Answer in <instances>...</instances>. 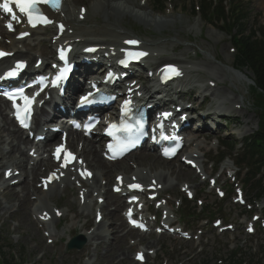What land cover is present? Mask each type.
<instances>
[{
    "label": "rangeland",
    "instance_id": "374dc122",
    "mask_svg": "<svg viewBox=\"0 0 264 264\" xmlns=\"http://www.w3.org/2000/svg\"><path fill=\"white\" fill-rule=\"evenodd\" d=\"M82 1H86V3ZM196 1L167 0L166 5H172L174 7V12L171 14L172 10L169 9L163 13H157L155 8L153 9L154 0L148 1L145 7L140 6L141 0H136L135 4H132L133 6L131 7L136 12L150 14L163 19L167 18L171 23L168 27L158 29L154 26L149 27L129 15L122 20V26L127 31V35L124 37H140L145 40L146 44L153 51L161 52L163 57H169V60L165 58L157 60L158 66L167 62L182 60L186 62L185 65L192 66L191 73L183 83L186 85V89L195 87L196 83L206 86L209 83L208 80H211L212 75L221 77L222 70L228 72V75L224 78L225 84L220 85L219 88L221 91H218L217 94L221 93V96L226 94L229 96L232 93L241 98L244 111H230L228 115L237 113L243 124L237 125L224 118L225 121L222 120V125L228 124L229 126L226 131L227 135H221V131H219L217 136H213L210 140L205 141L203 137L206 136L200 134L198 140L195 142V145L202 144L204 152V158L202 160L205 161V169L208 177L218 179V185L223 188L226 184L230 185L233 183L224 176L218 178L219 174L217 175V173L219 171L214 174V162L217 158L216 153L220 150L217 139L224 137L225 139L227 138L240 144L242 143L241 139L251 136L255 132L259 121L256 112L258 99L253 94V85H247L239 81L237 73L232 68L235 63V54H232V48L235 47L233 40L230 39L226 32L212 27L205 23L200 16L196 17L192 14L191 5L195 4L196 6ZM95 2L96 0H79L76 8L73 7L72 10L73 12H78L81 6H87ZM243 6L248 8L250 12V19L246 24L250 30L260 28L261 25H264V6L262 7L257 0H249V2L245 0ZM76 17L75 13L74 18L76 19ZM112 23V20H106L103 17V12L96 14L89 12V16L84 25L89 29L105 31L114 28ZM51 34L48 32V36L44 35L40 38L33 37L24 46L25 48L29 47L31 52L35 51L36 54L39 52L46 53L48 51L49 36ZM47 53L50 54V52ZM247 72L245 70L243 73L247 74ZM249 74L252 77L250 72ZM221 96H213L214 98L212 97L206 103L207 107L211 106L213 111L217 112L214 106L216 102L224 101ZM201 103L202 100L198 99L196 106H199ZM247 122L250 123L247 124ZM4 127L5 123L0 119V128ZM13 130L14 128L11 127L10 131L12 132ZM3 136L5 137L4 143L2 144L3 150L18 144V138L15 134L12 137L6 131L3 133ZM11 141L13 142L12 144H10ZM237 149L240 153L243 152V150H240V147ZM148 153V151H143L134 155L131 159L122 162V168L125 170L123 173L130 177L136 171V167L139 164V169H142L144 173L151 171V173L162 174L166 179L163 183L167 189H163L161 197L173 200L170 204V212L173 214L174 221L179 220L183 213L194 214V208L198 205L197 200L203 201L202 213H199L201 207L196 208L197 216L195 217L197 219L199 218L200 222L196 218L189 220L190 215L185 218L186 222L189 223V228L196 235L191 241L168 235L159 237L157 235L148 236L147 234L140 235L137 232H129L126 230L123 216H121L123 230L117 235L115 241L110 240L111 244L114 245L108 250L109 252L103 249L104 247L96 249V242L94 240L90 241L89 247L85 250H69L66 242L68 239H72L82 233L90 236L93 230L97 228L94 211L91 213L85 212L77 218V213L83 210L79 208V193L76 189H73L74 186L72 184L65 193L61 194L59 192L58 197L51 202L54 208L57 207L66 212V217L58 223V230H55V227L52 228L55 231L53 232L55 236L51 237L54 240V244L51 245L48 244L49 239L45 237L47 229H40L33 223L34 215L29 218L28 222L21 220V217L17 214L19 208L16 201L13 200L12 203H9L3 195H0V250L8 247L15 249L16 256L21 255V264H137L134 260V255L140 247L153 253L152 257L148 256L147 264H202L204 260H207L208 264H216L219 256L227 257L229 252L234 249L243 251L244 254L242 257L250 260L251 263L264 264V232L259 231L254 237H250L245 233V227L242 225L244 220L242 218L245 216L244 212L247 208L244 209L235 206L233 203L235 195H229L226 200L220 201L214 194V191L209 187L208 181L203 182L201 177L197 176L194 171L178 161L165 162L160 158H156V163L153 166L148 162L140 163V156L144 157ZM207 153L208 155H206ZM219 153L221 152L219 151ZM150 159L153 158L150 157ZM207 159H209L208 162ZM12 160L20 162L21 155L14 151ZM233 167H235L234 163L227 161L224 163L222 169L235 171ZM4 168H7V166L3 167L0 164V184L2 182V170ZM170 169H174L176 173L171 172ZM114 176L115 173L112 175L111 183L113 182ZM240 179L243 181V175H240ZM29 181L34 184V188H37L39 179L33 180L30 177ZM99 183H102L101 178ZM183 185H189L190 189L197 192L196 198L188 210H182L184 200L186 199L181 190ZM23 187L22 185L15 190L20 196L23 195ZM224 188L228 189L226 186ZM231 196L233 197L230 198ZM247 198L250 203L253 202L248 195ZM30 199L34 201L33 196H30ZM92 199L95 200L94 197ZM175 201L181 202V207L177 206ZM262 203L264 205V201ZM262 203L260 204V208L263 207ZM113 208L112 205V210H114ZM253 213L248 214V219H250ZM258 213H262V211H258ZM212 214H216L215 219L217 217H223L224 224H234L235 231L226 234L221 233L222 235H220L218 230L213 229V220L209 222V225L206 224L209 219L204 220V218H209ZM116 218L118 220L117 224L121 225L120 218ZM190 221L193 222L190 224ZM86 225H88L87 230L85 229ZM101 225L104 228H108L110 232L112 231V227L109 226L108 221ZM92 226L91 231H88ZM198 229H202L203 231H197ZM115 245L117 246L115 247ZM126 248L128 251H119V249ZM202 249L203 253L201 254ZM11 258V255L7 256L8 260H11Z\"/></svg>",
    "mask_w": 264,
    "mask_h": 264
},
{
    "label": "bare ground",
    "instance_id": "6f19581e",
    "mask_svg": "<svg viewBox=\"0 0 264 264\" xmlns=\"http://www.w3.org/2000/svg\"><path fill=\"white\" fill-rule=\"evenodd\" d=\"M78 1L79 0H67L65 2V5H64L65 7H64V11H63V13L66 15V17L62 18V14L59 15V17H60L59 19L65 21L66 24L69 26V29H72L76 32V35L73 37H68L67 35H65L64 40H76L77 37L85 38V37H88V34L94 33V31L86 30L84 28V26L82 24L78 23L77 20L74 18V12H73L72 8L78 4ZM119 1H121V2H119ZM135 1L136 0H96V2L94 4L90 3L88 5V7L90 8L89 11L93 12L94 14H96L98 12H103V17L106 20H112L113 24L116 27H119L120 25H122V20L125 17H128L129 15H130V17H133L135 20H138L139 22L144 23L149 27L154 26V27H157L158 29L168 27V25L171 23V21L168 20L167 18L163 19V18L152 16L150 14H144V13L141 14L140 12H136L135 9L131 8L133 6L132 4H135ZM82 2L86 3V1H82ZM257 2H259L262 5V7L264 6V0H257ZM89 11H87L86 16H88ZM78 14H80V8H79ZM120 29L121 28H118V31ZM123 32H121V33H123ZM33 34H34L33 36H36V37L38 36L40 38L41 36L46 35L47 32L43 31V30H37V31L33 32ZM101 34L107 35V37H109V39H100L101 42L93 43L95 41V39L85 38L86 41H88V44L86 47L93 46V45L94 46H106L107 48L114 47V46H116L117 41L113 40V37L118 38V39L119 38L123 39L119 33L118 34L116 33V31H114V32L101 31ZM127 39L130 40V39H134V38H128L127 37L125 40H127ZM19 43L20 42H17L15 40H11L9 50L11 52L15 53V58H23V59H27L28 61L32 62L29 52L24 53L18 49ZM50 51H51V46L48 45V51L47 52H50ZM113 51H116V50H113ZM105 52H108V50H106ZM37 58H42V57L39 56ZM37 58L34 60L33 64H35L37 62ZM159 59H161V58H156V60H159ZM46 60H48V59L46 58ZM46 60H44V61H46ZM155 62H157V61H155ZM155 62H149V63L154 65ZM175 63L179 64L181 62L175 61ZM236 73H237V78L239 79V81H241L242 83H246L247 85H252V82L250 80V74L248 72H247L248 75L244 74V73H240V72H236ZM227 75H228V72L222 70L221 71V77H219L218 75H214V77L217 80H221V79H224L225 76H227ZM144 90L149 92V89L147 86H144ZM205 92H211L212 95H214V96L217 95L216 90H214L212 88H209ZM219 95L221 96L222 94L220 93ZM233 96L234 97H233L232 101L234 102L238 99V96H235L234 94H233ZM221 97L223 98L224 96H221ZM238 104H241V103H239V102L235 103V105H238ZM230 105H232V102H230V103L221 102L220 103V106H222L226 110L229 109V107H227V106H230ZM42 113H43V111H42ZM232 117L233 118L228 119L229 122L235 123L237 125L243 124L240 121V116H238L237 113L232 115ZM0 119L5 123V127L0 128V163L4 164V165H8L9 167L7 169H10V168L15 169L14 172L19 168L23 169V171H24V178H23V182H22V183H24V187L22 188L23 195L20 196L19 193L15 192L16 187H10L9 185H7V187L4 188L3 196L7 199V201L9 203H12L13 200L16 201V203L18 204V208H19V211L17 214L21 217V220L28 222L29 218L32 215H34L35 219H34L33 223L34 224L40 223L39 219L36 216L35 211L36 210L37 211L42 210V212L47 211L49 215H52L53 210H52L51 202L58 197V193L59 192L61 193V191L59 188V189H56V191L53 193V190H55V187L52 188L48 193H45L42 190L38 191L37 189L34 188V184L29 181V178L31 177L33 180L38 179L41 175H43V173H47L48 169H50L51 167H54V165L51 164V160L44 159L41 161L40 165L34 166V167L29 169L28 164H27V157H24V152L22 151L21 147L27 146L30 142L27 140V138H23V136L20 134V132L15 131V130H13V132L10 131V128L13 127L14 124L9 119L8 115H6V104L2 101H0ZM249 123L250 122H247V124H249ZM6 127H8V128H6ZM6 131L12 137L14 134L17 136L18 144L13 145L9 151L4 152L2 149V144L4 143V140H5L3 133ZM69 144L71 147H74V142H73L72 137L69 138ZM49 145H50L49 143H46L43 147H39V153L42 150H46V148ZM201 149H202V146L200 144L199 148L196 151L192 152L189 155V157L203 166V163H202L203 161H201V157L198 155V152ZM14 151L20 153V155H21V161L20 162H16V161L12 160ZM138 153L139 152H137V153L135 152V153L130 154L129 156H133V155H136ZM81 154L85 158L88 166L96 172L97 180L94 182V179H93V182H91L92 186H90V188L86 192L87 202L85 203L84 206H82L83 211L77 213V218H79L80 215L84 214L85 211L93 210L94 203L92 202V200H90L91 194L93 192L103 193L105 196H107V202L104 206H102L103 210H105V212H106L104 221L102 223H105L106 221H108V224H110L109 226L112 227V231L106 232L101 227H98L90 236L85 235L84 237L87 239V242H88L87 247L90 245L89 244L90 241L94 240L96 242V249L104 247L103 249L108 251L114 245V244H111L110 240L115 241L117 238V235L120 232H122V230H123V228H122L123 223L121 220V208L123 207V200L121 198H117L115 196H112V194H110V190H108V189L102 190V188L99 187L100 186L99 180L101 178L103 180L106 179L108 181H111L112 175L114 173L122 172L121 170H123V168L120 166L122 164H119V163L109 164V163H107L103 159L102 155H100V151L98 149V146L94 142H89V143L86 142L84 149L81 151ZM150 157L153 158V156L151 154H147L144 157L140 156V163L143 164V163L148 162L151 166L155 165L156 160L154 158L150 159ZM44 168H45V171H44ZM170 170H171V172L176 173V171L174 169L173 170L170 169ZM119 174H121V173H119ZM140 174L143 175V173H141V172H140ZM140 174H134V176L140 177ZM75 178H76V176L74 174L68 173L67 179L62 182L65 185V189L63 190V192H65L67 190L68 185L73 184ZM154 179L157 180L159 186H161V184H163V182L166 180L162 174H157V173L155 175H153L151 178V180H154ZM127 180H129V179H127ZM145 180L147 181L146 178L142 179V181H144V182H145ZM151 180H150V183H151ZM150 185L151 184H149V186ZM30 196H36L38 198V200L40 201L39 205L35 209H34V206L37 203L31 201ZM98 197H101V195ZM112 204H115V205L118 204V205H116L115 208H113L114 210H112ZM65 216H66V212H63V217H65ZM116 217L120 218L121 225L117 224L118 220ZM53 218H55V217L53 216ZM58 221H59V219H58ZM85 229L86 230L88 229V225L85 226ZM116 246L117 245H115V247ZM111 250H113V249H111ZM119 251L124 252V251H128V250L126 248V249H119Z\"/></svg>",
    "mask_w": 264,
    "mask_h": 264
},
{
    "label": "trees",
    "instance_id": "16d2710c",
    "mask_svg": "<svg viewBox=\"0 0 264 264\" xmlns=\"http://www.w3.org/2000/svg\"><path fill=\"white\" fill-rule=\"evenodd\" d=\"M154 6L159 10H163V4L160 0H155ZM202 14L205 19L209 16L210 18L207 20L211 23L213 20V14H215V20L223 21V27L228 28L230 34L236 30V33L239 35L237 40L238 49L236 63L243 69L252 72L254 82L258 88L256 92H258V97L261 101L259 106L264 116V43H262L263 41L258 43L255 33L247 29L246 22H248L250 16L247 12L240 10L237 6L231 7L229 12H227L222 2H220L217 6L210 4L202 6ZM231 20L233 22H229ZM248 148L252 151V158H258V161L256 160V163H254V167L258 170L264 168V117L262 120L261 132L253 138L251 143L248 145ZM259 186H261L260 181ZM263 195L264 186L262 193H258V197H262ZM8 255H11L10 247L0 250V264H15L12 258L11 261H8ZM235 257L236 254L234 255L233 253L228 261V264H235V262H233L236 260Z\"/></svg>",
    "mask_w": 264,
    "mask_h": 264
},
{
    "label": "snow or ice",
    "instance_id": "6c2138e0",
    "mask_svg": "<svg viewBox=\"0 0 264 264\" xmlns=\"http://www.w3.org/2000/svg\"><path fill=\"white\" fill-rule=\"evenodd\" d=\"M40 3H48L52 7L56 8L57 10H59V7H60V0H4V2L2 4H0V8H3V10L5 12H7V13H12L13 12L12 5L14 4L17 8H19L20 12L24 13L27 16L29 23H31L33 25V27H35L37 24L52 23V21H50L46 16H44L43 13L40 11V9H39V4ZM8 27L11 29V25L10 24L8 25ZM62 27L63 26L61 25V28ZM23 35H26V33L23 34ZM128 43L135 44L137 42L136 41H129ZM5 55H8V54L4 53L3 51H0V56H5ZM130 55H135V56L139 57V56L146 55V53H135V54H130ZM23 67H24V64L22 62H20V63H18L16 65V68L14 70H12V71H9L7 73V75L8 76H15L17 74V71L19 69L23 68ZM164 71H165L166 74L180 75L179 70L174 68V67H169V68L165 69ZM61 78L62 77L58 76L57 80H60ZM5 95H7L9 99L13 98V94L12 93H5ZM17 95H20L26 101L25 108L17 110L18 119H20V123L24 127H28L27 115H25L24 117H21L20 113L21 112L29 113L30 112V107L29 106H30L32 101H31V99H29L28 97H25L23 95V91L22 90L19 93H17ZM86 99L87 98H85V100ZM125 131H131V127L130 126L126 127ZM58 151H59V149H58ZM9 174H11V173H9ZM87 175H91V174L87 173ZM131 187H139V185H131ZM133 223H135V221H133ZM139 258L142 259V255Z\"/></svg>",
    "mask_w": 264,
    "mask_h": 264
},
{
    "label": "water",
    "instance_id": "95a60500",
    "mask_svg": "<svg viewBox=\"0 0 264 264\" xmlns=\"http://www.w3.org/2000/svg\"><path fill=\"white\" fill-rule=\"evenodd\" d=\"M83 247V243L79 244V243H76V242H72L70 245H69V248L70 249H74V248H82Z\"/></svg>",
    "mask_w": 264,
    "mask_h": 264
}]
</instances>
